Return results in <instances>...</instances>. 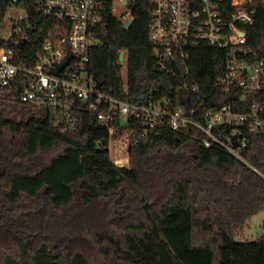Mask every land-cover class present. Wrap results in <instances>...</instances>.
I'll return each instance as SVG.
<instances>
[{
	"label": "trees",
	"instance_id": "1",
	"mask_svg": "<svg viewBox=\"0 0 264 264\" xmlns=\"http://www.w3.org/2000/svg\"><path fill=\"white\" fill-rule=\"evenodd\" d=\"M96 1L101 24L93 30L90 71L102 90L132 103L184 102L196 115L243 94L246 102L264 100V85L245 92L215 84L226 48L191 47L182 76L172 62H159L149 0H128V28L112 14L114 0ZM245 30L246 47L264 60V0ZM114 126L123 132L117 120ZM130 127L135 142L117 165L109 126L91 113L82 111L61 133L46 110L0 90V264H264V224L258 239H237L264 209V131L247 137L250 167L219 145L205 147L194 127L158 125L145 137L139 120Z\"/></svg>",
	"mask_w": 264,
	"mask_h": 264
},
{
	"label": "built area",
	"instance_id": "2",
	"mask_svg": "<svg viewBox=\"0 0 264 264\" xmlns=\"http://www.w3.org/2000/svg\"><path fill=\"white\" fill-rule=\"evenodd\" d=\"M149 1L150 41L159 62L175 65L177 57L185 67L180 75H185L189 49L205 42L227 49L225 70L215 82L220 89L256 92L262 88L264 60L246 47L245 30L254 21L259 0ZM127 4L128 0L126 10L116 17L123 23L132 17ZM100 24L96 0H8L0 5V90L15 92L18 101L32 109L46 110L61 133L77 125L82 111L91 113L98 123L109 126L107 145L113 161H124L117 165L127 161L126 149L121 158L116 157L117 151L135 142L130 122L139 120V135L144 137L158 125L173 130L194 127L203 134L205 147L219 145L252 167L243 152L247 137L264 131V100L246 102L243 94L196 115L184 103L170 108L165 102L132 103L115 97L102 86L96 88L90 71L93 30ZM116 120L124 128L120 134ZM233 135L238 145L233 144Z\"/></svg>",
	"mask_w": 264,
	"mask_h": 264
},
{
	"label": "rangeland",
	"instance_id": "3",
	"mask_svg": "<svg viewBox=\"0 0 264 264\" xmlns=\"http://www.w3.org/2000/svg\"><path fill=\"white\" fill-rule=\"evenodd\" d=\"M125 4H122V0H115L112 7V14L115 17H119V15L126 10ZM122 71L125 72V63H122ZM125 149L123 148L122 151H117L116 157H122L125 153ZM112 159L114 155L111 153ZM121 160H119L118 164H120ZM264 224V209L253 215L248 221L246 226L239 231L237 239L240 240H255L258 239L262 235V227ZM20 226V225H19ZM20 230V228L18 229ZM44 234V232H42ZM48 232H45V234ZM29 238H24L25 242L29 241Z\"/></svg>",
	"mask_w": 264,
	"mask_h": 264
},
{
	"label": "water",
	"instance_id": "4",
	"mask_svg": "<svg viewBox=\"0 0 264 264\" xmlns=\"http://www.w3.org/2000/svg\"><path fill=\"white\" fill-rule=\"evenodd\" d=\"M125 3H126V0H122V4H125ZM132 22H133V17L129 18L127 21H125L123 23L124 28H128L132 24ZM123 58H124V52H120L119 53V61L122 62ZM67 59H68V57L64 60V62H66ZM174 63H175V66H176V69H177L178 73L179 74H184L185 73V67L183 66V64H181L180 60L177 57H175ZM57 71L58 70H56V72ZM95 86H96V88H100V86H101V82L99 80H97V79H95ZM182 103H184V102H182ZM235 138H236V135H233L232 136L233 144L234 145H238V142L235 141ZM118 162L119 161H116L114 163L118 164ZM120 162L124 163V161H120Z\"/></svg>",
	"mask_w": 264,
	"mask_h": 264
},
{
	"label": "flooded vegetation",
	"instance_id": "5",
	"mask_svg": "<svg viewBox=\"0 0 264 264\" xmlns=\"http://www.w3.org/2000/svg\"><path fill=\"white\" fill-rule=\"evenodd\" d=\"M0 172H1V170H0ZM19 220V219H18Z\"/></svg>",
	"mask_w": 264,
	"mask_h": 264
}]
</instances>
